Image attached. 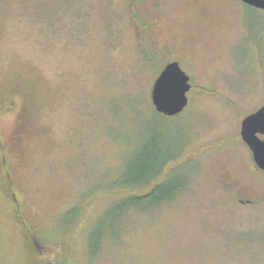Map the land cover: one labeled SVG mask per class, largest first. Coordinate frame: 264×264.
I'll return each mask as SVG.
<instances>
[{"label":"rangeland","instance_id":"rangeland-1","mask_svg":"<svg viewBox=\"0 0 264 264\" xmlns=\"http://www.w3.org/2000/svg\"><path fill=\"white\" fill-rule=\"evenodd\" d=\"M171 60L192 87L166 116ZM262 104L264 10L241 0H0V264H264V171L239 133ZM164 164L174 198L114 210Z\"/></svg>","mask_w":264,"mask_h":264},{"label":"water","instance_id":"water-1","mask_svg":"<svg viewBox=\"0 0 264 264\" xmlns=\"http://www.w3.org/2000/svg\"><path fill=\"white\" fill-rule=\"evenodd\" d=\"M243 3L264 10V0H241ZM192 84L190 76L181 68L178 61L169 62L159 73L153 84L151 97L155 109L166 116L182 112L189 103L187 93ZM264 105L242 121L241 137L253 154L256 165L264 171Z\"/></svg>","mask_w":264,"mask_h":264},{"label":"trees","instance_id":"trees-1","mask_svg":"<svg viewBox=\"0 0 264 264\" xmlns=\"http://www.w3.org/2000/svg\"><path fill=\"white\" fill-rule=\"evenodd\" d=\"M164 167H165V164L161 166L159 169H157L156 172L152 174V176L150 175L143 179H139V174L142 176L141 171L148 172L150 167L149 165L145 164L143 165L141 171H139L140 169L138 168L136 179H132L125 183H121V186H125L126 188L131 189L133 194L121 197L124 200L122 201L121 205L117 208L118 210L117 209H114V210L119 211L121 213L122 211H124L130 206H140L144 203L147 204L146 205L147 207H153V206L159 205L161 202L165 200L174 198L177 192L183 187V184L181 183L174 184L169 179H166V178L163 179L162 174H163ZM177 182L178 181H175V183ZM142 186L150 187L147 193L140 194L135 191L136 188L142 187ZM73 209H71L68 213L72 212ZM118 216L119 214L117 213V217ZM102 235L103 233H101L98 237L96 236L95 247L93 246V249H94L93 251L95 254L98 252L99 243L101 241ZM55 259H54V264H57ZM49 263L53 264V260L49 261Z\"/></svg>","mask_w":264,"mask_h":264},{"label":"flooded vegetation","instance_id":"flooded-vegetation-1","mask_svg":"<svg viewBox=\"0 0 264 264\" xmlns=\"http://www.w3.org/2000/svg\"><path fill=\"white\" fill-rule=\"evenodd\" d=\"M150 11H152V10H150ZM151 16H153V15H151ZM150 21V18L147 20V23H146V29H152V26L154 25L155 27L154 28H156L158 25H156V23H154V22H149ZM152 21V20H151ZM147 26H148V28H147ZM169 27V29L168 30H172L173 28L171 27V26H168ZM162 30H163V28H162ZM150 31V30H149ZM163 32H165L164 30H163ZM171 32V35H168L167 37H171V40H172V42L173 43H176V42H179V43H181L183 46H185L186 44H188L189 42L188 41H190L188 38H186L185 36H180V35H177V34H175L173 31H170ZM182 35V34H181ZM167 41V40H166ZM171 42V41H170ZM171 61H178V60H171ZM171 61H169V62H171ZM264 104H262L261 106H259L255 111H253V112H256V111H258L262 106H263ZM253 112H251V113H253ZM251 113H249V114H251ZM248 114V115H249ZM247 115V116H248ZM246 117V116H245ZM244 117V118H245ZM243 118V119H244ZM243 119L241 120V124H240V128H239V133H240V137H241V127H242V121H243ZM257 135L260 137V138H264V134L263 133H261V132H257ZM241 140L245 143V141L242 139V137H241ZM246 144V143H245ZM0 146H1V142H0ZM246 146L248 147V145L246 144ZM248 149L250 150V148L248 147ZM250 152H251V154H252V151L250 150ZM252 156H253V154H252ZM4 158H2V156H1V161H0V165L3 167V162H4ZM4 178H5V180H6V183H7V185H8V187H10V191H12L13 189H14V182H13V180L11 179V174H10V172L9 171H5L4 172ZM246 191L244 190V189H237V191H236V195H237V198H238V200L240 201V202H251V199L250 198H248V197H246V193H245ZM12 197L14 198V199H16V196H15V192H13L12 193Z\"/></svg>","mask_w":264,"mask_h":264}]
</instances>
